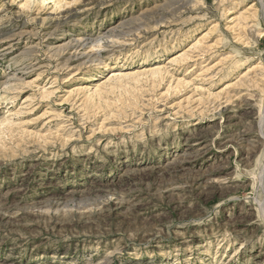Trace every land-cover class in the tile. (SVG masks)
<instances>
[{
	"label": "rangeland",
	"instance_id": "1",
	"mask_svg": "<svg viewBox=\"0 0 264 264\" xmlns=\"http://www.w3.org/2000/svg\"><path fill=\"white\" fill-rule=\"evenodd\" d=\"M263 166L264 0H0V264H264Z\"/></svg>",
	"mask_w": 264,
	"mask_h": 264
},
{
	"label": "bare ground",
	"instance_id": "2",
	"mask_svg": "<svg viewBox=\"0 0 264 264\" xmlns=\"http://www.w3.org/2000/svg\"><path fill=\"white\" fill-rule=\"evenodd\" d=\"M81 44V43H80ZM94 45V44H93ZM97 45V44H96ZM99 45V44H98ZM98 47H100V46H97L96 48H98ZM91 48V47H90ZM87 49V48H86ZM101 49V48H100ZM100 49H98V50H95L94 49V47H92L91 49H90V54H89V56H88V58H89V60L90 61H95V60H97L98 58H100L101 56H100V52L101 51H99ZM85 50V49H84ZM102 50V49H101ZM85 54V53H84ZM87 54H88V52H87ZM81 56H83V54L81 55ZM80 56V57H81ZM100 56V57H99ZM83 58V57H82ZM102 58V57H101ZM100 58V59H101ZM86 60V59H85ZM88 60V61H89ZM97 61H99V60H97ZM101 64V63H100ZM262 173H264V166H263V168H262ZM261 206V211H262V215L264 216V207H263V205L261 204L260 205Z\"/></svg>",
	"mask_w": 264,
	"mask_h": 264
}]
</instances>
